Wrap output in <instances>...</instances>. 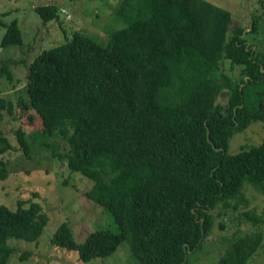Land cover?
I'll list each match as a JSON object with an SVG mask.
<instances>
[{"label": "trees", "instance_id": "1", "mask_svg": "<svg viewBox=\"0 0 264 264\" xmlns=\"http://www.w3.org/2000/svg\"><path fill=\"white\" fill-rule=\"evenodd\" d=\"M114 9L120 27L106 31L105 44L63 30L64 42L27 61L32 47L23 44L18 20L0 23V47L22 54L23 96L14 107L27 125L39 124L27 135L15 128L17 149L28 156L26 141L41 140L40 148L92 182L85 196L109 213L114 228L94 229L76 243L63 223L53 246L75 250L87 263L126 241L138 264H187L213 219L245 202L246 185L264 194V138L227 153L235 133L264 124V53L244 36L246 28L230 30L229 11L206 0H119ZM37 10L45 22L58 17L53 6ZM260 21L252 17L249 33ZM223 91L225 113L216 103ZM12 105L0 98L9 114ZM9 148L0 130V154ZM4 167L0 158V179ZM15 201L11 210L0 205V264L13 251L8 238L35 241L49 220L40 203ZM245 217L254 226L263 221ZM225 241L216 264H248L264 231Z\"/></svg>", "mask_w": 264, "mask_h": 264}, {"label": "rangeland", "instance_id": "2", "mask_svg": "<svg viewBox=\"0 0 264 264\" xmlns=\"http://www.w3.org/2000/svg\"><path fill=\"white\" fill-rule=\"evenodd\" d=\"M231 13L230 30L234 27L246 28L244 36L250 43H256L264 53V0H206ZM119 0H0V23L6 24L16 18L24 45L32 47V51L24 54V60L32 59L36 54L64 42L63 30L80 31L97 36L99 43L108 40L106 31L120 27L115 18V7ZM53 6L57 18L45 22L37 8ZM6 13V15H2ZM260 16L259 28L249 33L252 17ZM85 23H89L84 25ZM0 25V37L3 33ZM105 31V33H103ZM106 35V37H105ZM15 47V46H12ZM22 54L18 49L0 47V66L6 68L9 78L4 72L0 74V98L9 101L12 111L0 108V130L6 136L12 150L7 149L0 158L5 162V177L0 179V205L8 209L14 208L15 200L37 202L49 218L44 230L35 241H25L10 237L7 244L13 248L8 264H138L129 250L126 241H122L115 253L103 258H95L83 263L77 252L67 251L52 245L51 238L56 227L65 223L69 226L73 240L82 242L86 235L94 229L114 228L109 213L100 204L89 200L84 191L92 182L67 169L66 162L52 156L51 149L40 148L41 140H27L28 156H23L14 138L16 127L22 128L25 135L39 129V124L27 125L24 117L14 107L17 96H23L25 72L19 60ZM221 71L229 73V64L220 62ZM10 80V82H9ZM235 80H240L238 68H235ZM216 103L220 104L222 113L226 112V92L223 91ZM264 138V124L254 122L249 127L235 133L227 147V153L235 154L242 147L259 144ZM68 147L61 144L58 149L65 153ZM245 202L237 209L223 213L213 219L209 232L203 238V247L195 255L187 257V264H216L226 246V239L234 233H246L255 228L264 231V194L250 185L243 191ZM258 216L263 219L254 226L245 217ZM29 252V253H27ZM26 255V258H20ZM248 264H264V242L261 249L251 257Z\"/></svg>", "mask_w": 264, "mask_h": 264}]
</instances>
